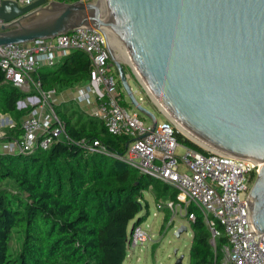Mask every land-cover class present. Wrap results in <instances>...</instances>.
<instances>
[{
  "label": "water",
  "instance_id": "1",
  "mask_svg": "<svg viewBox=\"0 0 264 264\" xmlns=\"http://www.w3.org/2000/svg\"><path fill=\"white\" fill-rule=\"evenodd\" d=\"M0 19V44L54 37L79 25L99 29L125 94L153 129L154 112L135 95L109 44L106 30H112L141 83L200 142L186 137L261 162L249 190V220L254 234L264 232V0H102L101 7L87 0H2ZM185 230L180 224L174 234ZM182 259L179 254L172 264Z\"/></svg>",
  "mask_w": 264,
  "mask_h": 264
},
{
  "label": "trees",
  "instance_id": "2",
  "mask_svg": "<svg viewBox=\"0 0 264 264\" xmlns=\"http://www.w3.org/2000/svg\"><path fill=\"white\" fill-rule=\"evenodd\" d=\"M73 1V0H65ZM88 54L72 49L56 63L39 67L33 77L47 92L61 90L87 79ZM29 93L5 80L0 68V113L10 114L14 124L5 126L3 139L21 135V117L31 106H17ZM121 103L130 105L124 91ZM74 100L54 103L70 138H97L110 151L124 153L130 138L107 131L97 117L74 110ZM175 138L199 151L209 150L176 128ZM155 189L156 199L177 190L136 166L99 152H89L64 138L48 149L33 152L0 151V264H122L129 235L147 216L143 192ZM145 206L144 213H140ZM192 238L188 264H220L226 242L216 220V245L209 242L210 229L199 209L190 205ZM164 221L168 219L164 215ZM22 235L20 249L11 252L12 232Z\"/></svg>",
  "mask_w": 264,
  "mask_h": 264
},
{
  "label": "built area",
  "instance_id": "3",
  "mask_svg": "<svg viewBox=\"0 0 264 264\" xmlns=\"http://www.w3.org/2000/svg\"><path fill=\"white\" fill-rule=\"evenodd\" d=\"M2 0H0L1 3ZM24 5L33 0H14ZM52 0H45L49 4ZM3 21L0 19V24ZM85 51L90 59L89 82L85 89H78L74 97L96 105L91 115L100 119L107 131L130 138L124 153L110 151L97 138H70L64 123L49 98L38 101L23 98L21 106L31 109L21 117L20 137L3 139L4 127L14 123L5 113H0V151L33 152L48 149L52 142L64 138L89 152H99L116 157L136 166L142 173L160 179L176 188V199H158L157 208H167L168 224L174 215L183 214L188 222L195 218L194 205L200 210L210 229V244L215 247L218 235L216 220L222 224L226 242L221 246L220 264H264V232H253L249 220V190L261 162L241 158L218 150L199 151L174 136L177 126L170 118L156 122L151 129L131 102L123 105V88L105 44L102 32L92 26L79 25L54 37L37 38L23 43L0 44V68L5 80L21 89H40L39 80L33 77L39 67L52 65L72 49ZM124 96L126 94L124 93ZM127 97V96H126ZM139 101L142 100L138 96ZM27 102V103H26ZM18 103V102H17ZM167 115V114H166ZM167 122L166 125H163ZM182 148L180 153L176 148ZM143 222V221H142ZM135 224L129 235L127 254L133 248L152 240L149 224Z\"/></svg>",
  "mask_w": 264,
  "mask_h": 264
},
{
  "label": "rangeland",
  "instance_id": "4",
  "mask_svg": "<svg viewBox=\"0 0 264 264\" xmlns=\"http://www.w3.org/2000/svg\"><path fill=\"white\" fill-rule=\"evenodd\" d=\"M87 1H93L94 3L96 2V0ZM113 50L117 54L119 53V51L115 48ZM121 62L127 74L129 84L134 90L135 95L137 97H142L141 102L154 112L158 121L163 122L166 118H169L168 115H166V113L164 112V110L161 109L158 104L154 101L145 86L141 83L135 68L130 64L131 62L128 61L127 58H123ZM23 90L29 93L25 98L35 101H38V99L48 100L50 95H48V92L44 93L40 91V89H34L33 87L25 88ZM127 100L129 101L128 97ZM73 109L79 110L77 106H74ZM141 115L145 118L147 122H151V119L148 116H145L143 113H141ZM182 134L185 135L184 133ZM182 151V148H176L177 153H180ZM170 191L171 189H169L166 197H158L156 199V193L154 188L150 186L144 190L143 199L141 202L144 205V201H147L148 207L147 216L142 222V227H145V223H148L150 225L148 229L150 230V232L153 233L152 241H148L141 250L139 249L140 245L134 247L133 251L131 249L130 252L126 255L122 264H172L175 260V257L179 254H183L182 264L189 263L188 249L192 238V229L186 216L183 214L174 215V222L173 224L169 225L168 220H165V222L163 221L165 210L157 208L156 206V201L158 199L172 198ZM145 210L146 207L143 206L140 213H144ZM170 215L171 214H167V216L169 217ZM180 224H185L187 226V230L182 231L179 236H176L174 234V230ZM21 238L22 235L20 233L16 231L12 232L10 248L11 252L14 255L18 253L20 249ZM174 248L177 249L176 255L173 252Z\"/></svg>",
  "mask_w": 264,
  "mask_h": 264
},
{
  "label": "crops",
  "instance_id": "5",
  "mask_svg": "<svg viewBox=\"0 0 264 264\" xmlns=\"http://www.w3.org/2000/svg\"><path fill=\"white\" fill-rule=\"evenodd\" d=\"M89 84H90V82H89V79L87 78V79H84L82 81H79V82L75 83L71 87H67V88L61 90L60 92H55V91L52 92V94L50 95V97H51V99L53 100L54 103H60V102H63V101H68V100H72V101L74 100V102L77 103V101L75 100L74 97L78 93V89H81V88L85 89L87 87V85H89ZM90 98H91V101L90 102H85V101H82L81 100L80 103H77L76 104L77 105V108L79 109L78 111H84L85 114H87V115H90L91 114L92 110H94V108H95L96 102H95L94 98H92V96H90ZM125 99L127 100V97L126 96H125ZM7 116L13 122L12 116L10 114H7ZM161 209L165 210L164 215L169 214V211H168L167 208H161ZM163 221H164V219H163ZM146 243H144L142 245V247H139V249L141 250Z\"/></svg>",
  "mask_w": 264,
  "mask_h": 264
},
{
  "label": "bare ground",
  "instance_id": "6",
  "mask_svg": "<svg viewBox=\"0 0 264 264\" xmlns=\"http://www.w3.org/2000/svg\"><path fill=\"white\" fill-rule=\"evenodd\" d=\"M95 4L99 7L102 6V0H96ZM106 35L109 41V44L111 46L112 49H116L119 51V53L117 54L115 52V55L117 56L118 59L123 60L127 58L128 61L131 62L130 57L125 49V47L122 45V43L120 42V40L118 39V37L113 33L112 30H106ZM114 47V48H113ZM123 57V58H122ZM132 66L133 63L131 62ZM134 67V66H133ZM135 68V67H134ZM137 75L139 76L140 80H141V76L138 73L137 69L135 68ZM147 89V88H146ZM149 94L152 96V98L154 99V101L158 104V106L163 109V107L160 105V103L158 102V100L155 98V96L153 95V93L150 91V89H147ZM177 128L183 132L185 135L191 137L192 139L196 140L197 142H200L195 136H193L186 128H184L181 124L175 123Z\"/></svg>",
  "mask_w": 264,
  "mask_h": 264
}]
</instances>
